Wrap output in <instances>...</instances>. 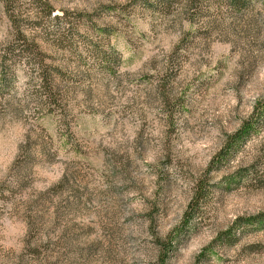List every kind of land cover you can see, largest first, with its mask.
<instances>
[{"label": "rangeland", "instance_id": "obj_1", "mask_svg": "<svg viewBox=\"0 0 264 264\" xmlns=\"http://www.w3.org/2000/svg\"><path fill=\"white\" fill-rule=\"evenodd\" d=\"M0 264H264V0H0Z\"/></svg>", "mask_w": 264, "mask_h": 264}, {"label": "trees", "instance_id": "obj_2", "mask_svg": "<svg viewBox=\"0 0 264 264\" xmlns=\"http://www.w3.org/2000/svg\"><path fill=\"white\" fill-rule=\"evenodd\" d=\"M57 19H59V18H57ZM35 47L36 46L25 44V42L20 44V45H18V46H16V49L12 46L11 48H8V49L4 50L3 56L1 57V59L2 60L6 59V58L10 59V58H14V57H16L18 55H23L24 54L26 56V58L27 57L29 58L28 59L29 61H33L34 60L33 57H34ZM17 48H18V50H17ZM42 77H43L42 79L45 80V77L44 76H42ZM47 93H48V95H47L48 99L50 97H52V95H51L52 90L50 89V87L47 88ZM240 138H241L240 136H237V138L234 140V143H237L240 140Z\"/></svg>", "mask_w": 264, "mask_h": 264}]
</instances>
